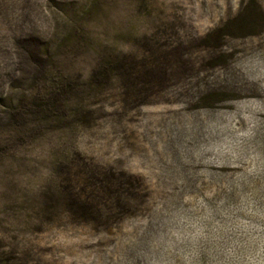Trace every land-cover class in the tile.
<instances>
[{"label": "rangeland", "instance_id": "374dc122", "mask_svg": "<svg viewBox=\"0 0 264 264\" xmlns=\"http://www.w3.org/2000/svg\"><path fill=\"white\" fill-rule=\"evenodd\" d=\"M0 264H264V0H0Z\"/></svg>", "mask_w": 264, "mask_h": 264}, {"label": "trees", "instance_id": "16d2710c", "mask_svg": "<svg viewBox=\"0 0 264 264\" xmlns=\"http://www.w3.org/2000/svg\"><path fill=\"white\" fill-rule=\"evenodd\" d=\"M238 71H239V73H241V71L239 69H238ZM248 72H249V70L248 71L247 70H244V73H248ZM245 83H246V81L244 80V77H241L240 75H239V77H235V79H230L229 82H228V84H237V85H239L238 88L241 89V90H243V93L244 94H249L252 91L251 90H248L250 87H247L245 85Z\"/></svg>", "mask_w": 264, "mask_h": 264}]
</instances>
